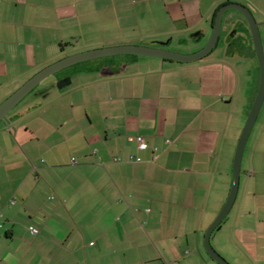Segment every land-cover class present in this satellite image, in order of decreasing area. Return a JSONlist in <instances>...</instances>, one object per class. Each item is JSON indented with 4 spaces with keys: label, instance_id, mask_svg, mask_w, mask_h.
Segmentation results:
<instances>
[{
    "label": "crops",
    "instance_id": "0c3cea01",
    "mask_svg": "<svg viewBox=\"0 0 264 264\" xmlns=\"http://www.w3.org/2000/svg\"><path fill=\"white\" fill-rule=\"evenodd\" d=\"M151 1L133 0L139 12L126 0H0V101L37 70L86 49L168 41L195 52L230 0L165 3L169 19L182 16L189 31L198 30L194 43L184 26L155 28L159 19L144 10ZM130 19L138 31L127 30ZM147 19L154 21L146 29ZM234 52L230 63L207 55L193 62L97 57L70 89L52 91L57 78L16 105L0 121V264H171L170 255L176 264L202 212L224 206L232 188L237 144L260 84L253 63L258 75L243 92L242 55ZM263 109L264 102L226 218L251 264H264Z\"/></svg>",
    "mask_w": 264,
    "mask_h": 264
},
{
    "label": "rangeland",
    "instance_id": "374dc122",
    "mask_svg": "<svg viewBox=\"0 0 264 264\" xmlns=\"http://www.w3.org/2000/svg\"><path fill=\"white\" fill-rule=\"evenodd\" d=\"M133 0H126L127 3V8L128 9H139L138 11L141 12L140 10V4H134L132 3ZM171 0H152L150 4H145L144 10H146L147 13L154 12L155 17H157L159 20L155 22V28L157 29H163V28H171V27H181L184 26L183 29V34L186 35L187 39H191V35L195 32H198L197 29H194L192 31H189L188 26L186 25V21L183 20L182 16L179 17L176 15L175 21L171 20L168 18L166 12H165V3L170 2ZM230 1H236L240 2L243 4L248 5L249 3L252 4V11L257 19L258 22H260V32H261V37H262V43H263V48H264V0H230ZM229 2V1H228ZM227 3V2H226ZM249 6V5H248ZM175 6H171L173 9ZM198 17L193 14V16L190 17L189 22H197ZM154 21V20H153ZM152 20L147 19V20H142L143 26L147 29L152 27L153 23ZM136 21L134 20H127V23L129 26H127V30H139V28H133L131 25L135 24ZM137 24V23H136ZM117 23L110 21L108 26L111 27H117ZM149 25V26H148ZM243 25L246 31H243ZM201 27L205 26V23L201 22ZM206 30V35L202 38L201 42L197 44L195 42L194 48L196 49L197 47L204 46L212 32V26L206 25L204 27ZM117 29V28H116ZM182 33V32H181ZM170 36L166 37L164 40H169ZM192 43H194V39H191ZM120 44H137V43H120ZM204 44V45H203ZM169 48H176V44L173 43H168ZM201 46V47H202ZM253 46V39H252V34L249 28V24L247 21L246 16L244 13L236 8H230L228 9L222 20V27H221V32H220V37L218 40L217 45L211 51L206 57L208 59H214V58H225L229 63L233 62L232 56L235 54L233 53L234 50L238 51L242 56L240 58L242 61V65H244V68H242V72L240 73V78H241V88L244 92L247 91V88H249L251 82L255 77H257V67L260 69V64L257 56H252L251 51L254 50ZM178 48V47H177ZM190 48V47H189ZM186 48L185 51H189L192 49ZM251 48V50H250ZM92 49V48H91ZM88 50V49H86ZM173 50V49H171ZM178 51V50H176ZM181 52V51H179ZM184 53V52H183ZM246 54H249L247 56ZM119 56L117 57H137L136 54H118ZM67 56V55H66ZM65 57V56H63ZM105 57H112V55H106L102 57H98L99 59H105ZM62 58V57H61ZM98 58H93V59H88V60H83L80 62H77L75 64L69 65L67 67H64L63 69L55 72L45 80H43L41 83H39L33 91H31L28 96L23 99L22 101L17 104V107H21L27 99H30L32 97V93L35 91H38L41 87L47 85L49 81H55L57 78L62 79L64 77L70 76L71 80L72 77H75L76 72L81 73L84 72L86 68L89 67L90 64H92L93 61H95ZM60 59V58H59ZM58 60V59H56ZM55 60V61H56ZM54 62V61H52ZM125 62V60L123 61ZM122 62V63H123ZM253 63L254 66L253 67ZM38 71V70H37ZM230 71V70H229ZM231 72L227 71V74H230ZM71 74H74L71 76ZM27 80V79H26ZM25 80V81H26ZM58 80L55 81L56 87L53 88L52 91H64L66 89H70V87L74 86L73 84L69 83L68 85L64 87H59L58 86ZM24 81V82H25ZM23 82V83H24ZM21 83V85L23 84ZM19 85V87L21 86ZM18 88V87H17ZM3 94H5L4 90H1ZM1 93V94H2ZM9 96V95H8ZM5 100V99H4ZM1 102V101H0ZM15 108V109H16ZM264 111V109H263ZM264 113V112H263ZM263 115V114H262ZM262 117V116H261ZM242 172V170H241ZM225 198V197H224ZM223 205H220V202L218 205L213 206V207H207V211H203L202 215L200 217V229L195 233V235L191 236L189 239L190 241L187 242V239L184 237L182 240L184 243H181V249H179V254H176L178 257V261H176V264H220L218 261L213 259L209 253L206 250L204 240H205V234L207 231V228L209 225L214 221L218 213L220 212L221 208ZM147 207H143V213L144 210L146 211ZM235 211V210H234ZM234 214V212H233ZM232 214V215H233ZM232 215L230 217H232ZM225 221V222H224ZM221 225H223L221 227ZM220 227L216 228L211 236V241L214 247L232 264H251L248 260L245 254L246 252L242 249L239 248L240 242L234 238V236H231V228L228 225V219L225 218L223 222L221 223ZM197 240V241H195ZM235 241V242H234ZM239 245V246H238ZM242 248V247H241ZM167 262L173 264L172 262L175 261V258L170 255L166 257ZM160 264H164L163 260H159Z\"/></svg>",
    "mask_w": 264,
    "mask_h": 264
},
{
    "label": "water",
    "instance_id": "95a60500",
    "mask_svg": "<svg viewBox=\"0 0 264 264\" xmlns=\"http://www.w3.org/2000/svg\"><path fill=\"white\" fill-rule=\"evenodd\" d=\"M230 8H236L242 11L246 16L253 39L252 47H254V50L251 51V55L257 56L260 64L259 88L236 148L233 164L232 188L226 203L224 204L214 221L207 228L204 240L206 250L213 259L218 261L220 264H232L214 247L211 241V236L213 231L216 228L220 227L221 223L230 212L236 200L237 193L239 190L242 158L245 145L264 102V48L260 32V22L257 21L250 6L236 1H229L227 3L222 4L216 13L212 32L207 43L195 52L183 53L162 46H148L142 44H117L79 51L62 57L37 71L20 87H18L11 95H9L5 100L0 103V121L4 120L8 122V114L24 97H26L43 80H45L55 72L63 69L64 67H67L83 60L93 59L106 55L137 54L159 57L162 59H173L182 62L197 61L208 55L211 51H213V49L217 45L220 37L223 16L225 12ZM191 37L193 39H197L198 33L192 34ZM167 43L168 41L160 42L161 45ZM246 55L249 56V54ZM124 66L125 64L120 69L114 70L110 65H107L103 67L102 73L104 75L118 73L124 69ZM69 83H71V77L67 76L60 79L57 84L59 87H64Z\"/></svg>",
    "mask_w": 264,
    "mask_h": 264
},
{
    "label": "built area",
    "instance_id": "2783aa9c",
    "mask_svg": "<svg viewBox=\"0 0 264 264\" xmlns=\"http://www.w3.org/2000/svg\"><path fill=\"white\" fill-rule=\"evenodd\" d=\"M138 140L142 143L143 142L142 136H139ZM2 226H3V222L0 220V229ZM30 229H31L32 233H38L39 232V229L34 227V226H30Z\"/></svg>",
    "mask_w": 264,
    "mask_h": 264
},
{
    "label": "flooded vegetation",
    "instance_id": "af4514ba",
    "mask_svg": "<svg viewBox=\"0 0 264 264\" xmlns=\"http://www.w3.org/2000/svg\"><path fill=\"white\" fill-rule=\"evenodd\" d=\"M167 45L168 44H164V45H161V46L170 49L169 46H167Z\"/></svg>",
    "mask_w": 264,
    "mask_h": 264
},
{
    "label": "trees",
    "instance_id": "16d2710c",
    "mask_svg": "<svg viewBox=\"0 0 264 264\" xmlns=\"http://www.w3.org/2000/svg\"><path fill=\"white\" fill-rule=\"evenodd\" d=\"M225 218H227V216H226ZM224 220H225V219H224Z\"/></svg>",
    "mask_w": 264,
    "mask_h": 264
}]
</instances>
